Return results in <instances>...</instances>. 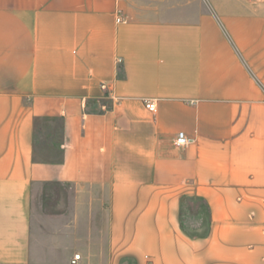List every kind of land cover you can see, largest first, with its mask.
I'll return each mask as SVG.
<instances>
[{"label":"crops","instance_id":"crops-1","mask_svg":"<svg viewBox=\"0 0 264 264\" xmlns=\"http://www.w3.org/2000/svg\"><path fill=\"white\" fill-rule=\"evenodd\" d=\"M122 1L0 0V264H53L29 219L50 181L75 191L80 240L55 264H264V11L122 18ZM53 117L60 160H36Z\"/></svg>","mask_w":264,"mask_h":264},{"label":"rangeland","instance_id":"rangeland-1","mask_svg":"<svg viewBox=\"0 0 264 264\" xmlns=\"http://www.w3.org/2000/svg\"><path fill=\"white\" fill-rule=\"evenodd\" d=\"M218 7L228 10L244 8L262 9L264 0H214ZM117 13L122 18L171 17L183 18L200 9L211 10V0H123ZM60 121L57 118L35 120L33 132L34 158L43 162L60 159L58 143ZM84 200V199H83ZM75 191L67 184L50 181L32 186L29 198L31 222V256L39 263H58L67 253L76 252L72 245L74 234ZM102 238L106 223V207L95 211ZM82 226V225H81ZM189 226L201 228L200 223ZM204 229V228H203ZM103 242V239H102ZM132 264L131 259L125 261Z\"/></svg>","mask_w":264,"mask_h":264},{"label":"built area","instance_id":"built-area-1","mask_svg":"<svg viewBox=\"0 0 264 264\" xmlns=\"http://www.w3.org/2000/svg\"><path fill=\"white\" fill-rule=\"evenodd\" d=\"M116 20L118 22L121 21L120 17H117ZM144 105L148 111L155 112L156 107H155L154 100L146 99L144 101ZM191 141H192V139L190 137L186 136L184 132H178L176 134L175 139H174V145L176 147H184V146L188 145ZM79 258H80L79 253L74 254L71 261H70V264H76L77 261L79 260Z\"/></svg>","mask_w":264,"mask_h":264},{"label":"trees","instance_id":"trees-1","mask_svg":"<svg viewBox=\"0 0 264 264\" xmlns=\"http://www.w3.org/2000/svg\"><path fill=\"white\" fill-rule=\"evenodd\" d=\"M58 161H56V162H58ZM185 199H186L185 197H183V199H181V213H182V209H183L182 205H183V202H184ZM199 211H201V213H202V226L205 228L204 232L201 233L202 236H203V235H205L207 233V227H208V221H209L208 220V210H207V207L202 204L201 209ZM181 228L186 231V227H185V225H184L182 220H181Z\"/></svg>","mask_w":264,"mask_h":264}]
</instances>
